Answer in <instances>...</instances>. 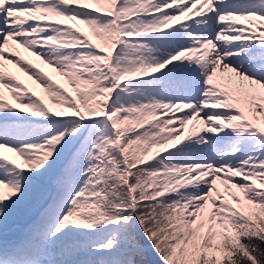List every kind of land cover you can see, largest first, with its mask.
I'll use <instances>...</instances> for the list:
<instances>
[{"label":"snow or ice","instance_id":"1","mask_svg":"<svg viewBox=\"0 0 264 264\" xmlns=\"http://www.w3.org/2000/svg\"><path fill=\"white\" fill-rule=\"evenodd\" d=\"M0 264H264V0H0Z\"/></svg>","mask_w":264,"mask_h":264},{"label":"rangeland","instance_id":"2","mask_svg":"<svg viewBox=\"0 0 264 264\" xmlns=\"http://www.w3.org/2000/svg\"><path fill=\"white\" fill-rule=\"evenodd\" d=\"M6 154H8V155H10V156L12 155L11 153H6Z\"/></svg>","mask_w":264,"mask_h":264}]
</instances>
